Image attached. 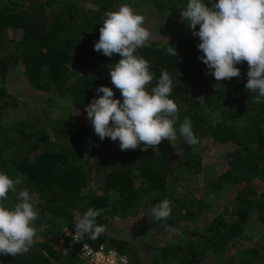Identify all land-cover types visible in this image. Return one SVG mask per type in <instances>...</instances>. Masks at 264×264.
<instances>
[{
    "label": "trees",
    "instance_id": "obj_1",
    "mask_svg": "<svg viewBox=\"0 0 264 264\" xmlns=\"http://www.w3.org/2000/svg\"><path fill=\"white\" fill-rule=\"evenodd\" d=\"M213 2L205 0L208 6ZM122 4L145 19L165 21L166 32L151 35L134 54L151 64L148 89L162 69L172 77L177 138L146 151L140 146L122 151L119 140L101 141L84 111L103 95L96 92L101 85L123 100L109 74V65L121 57L94 50L105 13ZM186 4L0 0V172L22 179L18 191H29L38 212L31 250L0 254V264H81L79 246L65 228L74 234L73 222L90 207L104 209L97 223L106 231L95 241L85 235L79 244L114 249L127 264H264V102L245 89L246 61L236 65L240 77L215 81L199 59L200 38L180 17ZM168 45L176 56L167 53ZM14 84L19 88L11 89ZM23 91L39 104L20 99ZM26 105L18 120L7 117L11 108ZM77 107L82 114H74ZM185 117L192 121L195 145L178 131ZM16 195L9 193L10 203ZM165 198L171 215L157 221L151 209ZM131 216H137L131 237L115 228L111 233L113 219ZM149 231L159 237L153 235L156 248L147 256L138 239ZM60 241L77 251L68 253L56 245Z\"/></svg>",
    "mask_w": 264,
    "mask_h": 264
},
{
    "label": "clouds",
    "instance_id": "obj_2",
    "mask_svg": "<svg viewBox=\"0 0 264 264\" xmlns=\"http://www.w3.org/2000/svg\"><path fill=\"white\" fill-rule=\"evenodd\" d=\"M180 17L200 38L198 49L203 55L199 59L211 70L215 81L240 77L236 65L246 61L249 67L245 89L257 93V103L264 102V0H215L211 6L205 0H187ZM144 25V15L130 4H122L105 13L99 39L94 43L95 51L107 57L114 53L121 57L109 65V74L123 100L114 98L112 88L101 85L96 92L103 95L85 105L84 111L99 139L119 140L122 151L138 146L144 151L149 147L156 149L162 140L171 142L177 138L174 124L179 116L178 106L170 98L172 77L162 69L155 86L148 89L154 79L151 64L134 54L150 38ZM166 51L171 57L177 55L172 46L168 45ZM73 112L79 114L80 110ZM178 131L190 146L199 142L189 117L184 118ZM22 183L19 176L11 178L0 172V254L13 257L27 254L37 236L34 221L38 212L29 191H18L17 186ZM10 192L17 194L15 203L9 202ZM171 211V201L165 198L151 209V215L157 221L166 220ZM103 213L104 209L88 208L73 222L75 234H67L76 241L85 235L97 240L106 231L105 225L97 223ZM175 234L182 235L179 230Z\"/></svg>",
    "mask_w": 264,
    "mask_h": 264
},
{
    "label": "rangeland",
    "instance_id": "obj_3",
    "mask_svg": "<svg viewBox=\"0 0 264 264\" xmlns=\"http://www.w3.org/2000/svg\"><path fill=\"white\" fill-rule=\"evenodd\" d=\"M144 17L146 18V16H144ZM147 17L148 18L145 19V25L144 26L148 28V30L150 31L151 35L154 38H157L159 36L158 34L162 33L163 31L166 32V30H164L165 28L162 26L163 23L165 22L164 20L155 19L153 17H149L148 15H147ZM18 88H19V84H14L13 86H11V89H13V90H16ZM25 94H26V92L23 91V95L20 96V99H22V100L23 99H29V100H31L30 101L31 104H39V99H37V98H35V97L31 96V95H30V97L29 96H25L24 97ZM33 98H34V100H33ZM42 105H44V103ZM22 106L25 107L24 104H22ZM76 109L80 110L79 114L83 113V109L82 108L77 107ZM26 111H28L27 105H26L25 109H23L22 107L11 108L10 110L7 111L6 115H7V117L10 118L11 121H16V120L19 119L20 116L26 114ZM55 113H57V110L56 109H52L51 114H55ZM216 151H217V149H215L213 151V155H215ZM219 202L220 201H215V204L219 203ZM213 206H214V204H213ZM206 211H207V209H206ZM206 211H204V213H206ZM208 211H210V209H208ZM136 218H137V216H131V217H128V218H119L118 217V218L113 219V221L111 222V225H110L111 233L113 232V230L115 228V229L118 230L117 233L119 235H124L126 237H131V235H132L131 231H132L134 225L137 222ZM65 231L68 233V229L67 228L65 229ZM153 235H157L159 237L158 233H153V231H149L148 235H143V236H141L138 239L140 241L139 246L141 247V249L145 252V254L147 256L150 255L152 250L156 248L155 244L157 243V239L158 238L156 237V239H155V237ZM72 243H74V242H72ZM72 243L66 244V243L60 241L56 245L58 247H60V248H63L65 250H67L68 253H75L77 251L73 247L75 243L74 244H72ZM78 244H79V241H76V246H79ZM259 245L261 246L262 244L259 243Z\"/></svg>",
    "mask_w": 264,
    "mask_h": 264
},
{
    "label": "built area",
    "instance_id": "obj_4",
    "mask_svg": "<svg viewBox=\"0 0 264 264\" xmlns=\"http://www.w3.org/2000/svg\"><path fill=\"white\" fill-rule=\"evenodd\" d=\"M79 257L82 260L81 264H127L126 256L119 255L114 249L105 250L102 247L94 249L87 243L79 244Z\"/></svg>",
    "mask_w": 264,
    "mask_h": 264
}]
</instances>
